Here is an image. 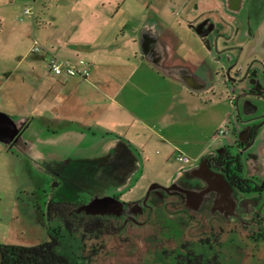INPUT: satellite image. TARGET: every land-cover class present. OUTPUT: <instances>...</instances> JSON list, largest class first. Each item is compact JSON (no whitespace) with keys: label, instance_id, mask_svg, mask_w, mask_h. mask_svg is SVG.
<instances>
[{"label":"crops","instance_id":"1","mask_svg":"<svg viewBox=\"0 0 264 264\" xmlns=\"http://www.w3.org/2000/svg\"><path fill=\"white\" fill-rule=\"evenodd\" d=\"M263 10L264 0H48L37 17L56 29L44 36L42 54L32 53L31 45L22 56L31 53L38 59L31 68L33 90L43 92L39 101H46L39 116L51 119L55 136L100 129L103 135L129 137L144 152L152 147L148 138L143 140L150 115L164 113L160 93L166 84L200 93L209 86V71L225 67L226 76L227 69L239 67V62L245 68L251 58L264 59V45L233 36L237 50L224 60V52L207 49L195 25L209 19L232 28L248 16L256 29L264 21ZM246 48L245 59L250 58L242 60ZM51 57L78 68L88 62L90 75L56 76L48 69ZM46 110L51 118L43 114ZM57 119L68 124H56ZM70 124L77 125L75 130Z\"/></svg>","mask_w":264,"mask_h":264},{"label":"flooded vegetation","instance_id":"2","mask_svg":"<svg viewBox=\"0 0 264 264\" xmlns=\"http://www.w3.org/2000/svg\"><path fill=\"white\" fill-rule=\"evenodd\" d=\"M254 22L247 16L227 28L249 39L257 34ZM211 26L206 21L203 30ZM260 26L258 30L264 31V21ZM254 61L249 64L250 74L242 78L247 85L239 101L253 95L264 97V69L260 73V64ZM249 106L243 121L242 114L235 115L239 122L233 142L212 147L197 162L184 166L180 177L162 181L163 185L155 183L140 197L128 199L123 191L110 192L123 205L112 208L113 212L87 211L85 205L96 194L75 185L69 189L72 194L61 192L62 182L54 176L50 191L42 190L45 209L40 200L34 205L48 239L30 247L65 256L67 264H264V154L253 150L264 118L254 116ZM133 168L134 164L123 165L118 172L127 177ZM115 172L117 176L116 168ZM216 173L223 174L222 180ZM206 174L220 182L211 186L204 179ZM0 244V264L43 261L11 254L10 248L2 246L15 244Z\"/></svg>","mask_w":264,"mask_h":264},{"label":"rangeland","instance_id":"3","mask_svg":"<svg viewBox=\"0 0 264 264\" xmlns=\"http://www.w3.org/2000/svg\"><path fill=\"white\" fill-rule=\"evenodd\" d=\"M45 6H48V0H0V111L19 122L28 119L29 124L22 132L19 144L10 147L0 142V243L2 244L33 246L48 239V230L38 222L34 205L40 200L42 209H45L46 193L43 191L45 189L47 192L50 191V180L54 175L35 164L34 151L60 152L72 158L91 152L99 154L105 144L103 133L99 132L102 130L98 129L96 133L91 131L93 129L78 132L75 130L77 126L75 124L74 127L70 124L75 131L55 136L52 129L54 123L51 119L39 116V111L46 107V101H39L43 92L39 95L37 90H33L35 78L31 68L38 63V59L31 53L28 54V58L22 59V56L35 41L45 47L44 36L48 32L52 34L56 29L37 17L38 14L43 15ZM26 8H31L35 14H25ZM28 19L31 21H27ZM258 29L259 27L256 35L247 39L248 42L255 43V46L264 45V31ZM225 31L228 34L219 31L218 37L220 49L225 48L224 60L228 53L237 50L232 36L238 37L242 42H246L248 37L241 33L235 35L233 30L227 28ZM225 35L230 37H223ZM247 51L246 48L242 60L250 58L248 56L245 59ZM257 60L261 73L264 69V65H261L264 59L259 57ZM253 62L254 58H251L242 72L237 71L244 66L239 62V67L236 65L232 70L227 69L226 76L225 67H218L214 72L209 71V86L201 89L200 93H194L183 87H173L170 84L165 85L160 93V107L164 109V113L150 115V127L145 129L143 140L148 138L151 141L149 146L152 147H148L143 152L128 139L129 137H123L132 142L133 149L140 150L138 155L143 163L133 176L131 185L123 191V197L128 199L140 197L156 182L164 180L165 183L175 172L186 170L184 166L188 167L192 161V163L197 162L201 159V154L212 147L233 142L235 126L239 122L235 115L237 112L239 116L242 114L243 121L247 117V106L252 104L249 106L252 114L264 118V97L247 96L244 102L239 101L238 97L247 85L246 79L242 80V78L250 74L249 64ZM252 72L254 73V67ZM45 113L51 118L52 115L48 110L43 114ZM54 121L62 126L68 124L67 120ZM164 126L165 130H163ZM222 130L227 133H221ZM258 131L253 150L263 155L264 124L259 126ZM208 139L211 143L207 146ZM168 140L172 144L164 143ZM176 153H184L192 161L190 163L180 161L176 159ZM39 162L42 164L41 161ZM169 187H172V184ZM69 189L70 187L64 184L61 192L72 194ZM111 189L109 191L117 190L116 186ZM36 192L38 194L34 195Z\"/></svg>","mask_w":264,"mask_h":264},{"label":"water","instance_id":"4","mask_svg":"<svg viewBox=\"0 0 264 264\" xmlns=\"http://www.w3.org/2000/svg\"><path fill=\"white\" fill-rule=\"evenodd\" d=\"M207 20L209 19H205L202 23L195 25L197 33L205 39L204 44L209 51L225 53V48H219L218 37L220 35L219 31L221 33L228 34L225 31L226 26L221 23L216 24L213 22L212 26L209 29L203 30V27ZM223 37L229 38L230 36L225 35ZM230 54L231 53H228V55ZM243 70H245V68H243ZM243 70L237 69V71L239 72H242ZM21 121L22 122H19L9 114L0 111V142L9 145L10 147H13L15 144H19L22 138V132H24L29 125L27 123L28 119H22ZM103 139L105 144L99 154L91 152L82 156H73L72 158H70L64 156V154L60 152H41L37 150L34 151V157L32 156L37 166L43 168L44 170H47L49 173H52V175L57 176V178L62 182V185L60 186L61 189L65 184L69 187L75 185L76 187H78V189L86 190L89 193L94 192L96 194V197H94V199L84 207L89 212L105 211L109 213L113 212L112 208L116 206L119 207V205L121 207L123 206L121 204V201L112 196L109 192V187H111L110 183L113 184V181L111 180L112 175L110 173L104 172L105 166L102 165V160L104 159V157H107L108 153L111 152L115 154L117 156L116 159H120V153L125 150L131 152V154L134 155V158L128 159L126 162L113 165L115 169L121 165L134 164L132 173L126 177L127 180L124 186L121 187V192L127 189L129 185H131L133 176L141 167L138 152L133 149L128 140L117 135H103ZM113 150H115V152H113ZM39 161H41L42 164H40ZM99 167L101 168V171L100 173L96 174V171ZM111 170H113V168ZM182 174H184V172L179 173L178 177H180ZM216 175L219 176L220 180H222V173H216ZM95 176H97V179L94 178ZM86 178L91 179L92 182H85L86 184H81L83 183L82 180H85ZM204 179L210 180L211 182H208L211 184V186L217 184V182H220V180H218L216 177H211L207 174ZM78 181H80L81 183H79ZM92 183H97V185L95 186ZM79 184H81L82 187H80Z\"/></svg>","mask_w":264,"mask_h":264},{"label":"trees","instance_id":"5","mask_svg":"<svg viewBox=\"0 0 264 264\" xmlns=\"http://www.w3.org/2000/svg\"><path fill=\"white\" fill-rule=\"evenodd\" d=\"M113 152H115V150H113ZM111 155L116 156L115 154L110 152V153H108L107 157H104V159L102 160V165L105 166L104 172L110 173L112 175V179L111 180L113 181V183L117 182L116 186L122 187V186H124L127 178L126 177H122V175L118 172V168L119 167L116 168L117 176L115 175L116 172H115V169L113 167V165H115V163L113 161L111 162V159H113V158H110ZM121 166H123V165H121ZM100 167H102V166H100ZM100 167L98 168V173H100V171H101ZM111 167L113 168V170H111L112 169ZM56 185H57V183H55V186ZM112 185L113 184L110 183V186H112ZM111 188L112 187H109V189H111ZM2 246H6L7 249L10 248V250L13 251V253H11V254H14V253L20 254L23 257H25V259L30 258V256L31 257L37 256V259L41 258L43 261L42 262L41 261H39V262L37 261V264L38 263L49 264V263H47V260L52 261L54 264H67V262L65 261L66 257L62 256V255H60V254H58V253H56L54 251H51V252L49 251L47 254H43V253L40 252L41 250L38 249L37 247L21 246V245H2ZM34 252H37V253H34ZM41 255H45L44 259H43V257ZM44 260H46V261H44Z\"/></svg>","mask_w":264,"mask_h":264},{"label":"built area","instance_id":"6","mask_svg":"<svg viewBox=\"0 0 264 264\" xmlns=\"http://www.w3.org/2000/svg\"><path fill=\"white\" fill-rule=\"evenodd\" d=\"M32 9L26 8L25 14H31ZM45 51V47H43L38 41H35L31 47V52L34 54H42ZM48 69L54 75H63L66 74L68 76H82L87 77L90 74V64L86 62L82 68H77L75 66L70 65L68 62L57 59L56 57H51L48 59ZM221 133H225L224 130ZM177 159L183 162H189L190 157L184 153H178Z\"/></svg>","mask_w":264,"mask_h":264},{"label":"bare ground","instance_id":"7","mask_svg":"<svg viewBox=\"0 0 264 264\" xmlns=\"http://www.w3.org/2000/svg\"><path fill=\"white\" fill-rule=\"evenodd\" d=\"M90 64V63H89ZM78 68V67H77ZM90 70H91V64H90ZM63 75H66V74H63ZM90 75V74H89ZM88 75V76H89ZM56 76H62V75H56ZM87 76V77H88ZM79 77H82V76H79ZM87 77H82V78H87ZM227 133V131H225V133H223V134H226ZM115 160H114V163L115 164H118V163H123V162H126L128 159H132V158H134V155H132L131 154V152H129V151H127V150H125V151H123L122 153H120V155L119 156H121L120 157V159H116L117 158V156L116 157H114V155H111ZM176 158H177V156H176ZM126 159V160H125ZM192 161V159L190 158V161L189 162H187V163H190ZM120 167V166H119ZM116 191H118V192H121V187H119V189L118 190H115L114 192H116ZM109 192H112V191H109ZM113 192V193H114Z\"/></svg>","mask_w":264,"mask_h":264}]
</instances>
